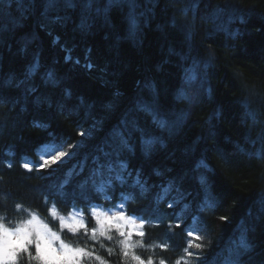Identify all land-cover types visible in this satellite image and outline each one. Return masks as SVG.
Wrapping results in <instances>:
<instances>
[{
    "label": "trees",
    "instance_id": "16d2710c",
    "mask_svg": "<svg viewBox=\"0 0 264 264\" xmlns=\"http://www.w3.org/2000/svg\"><path fill=\"white\" fill-rule=\"evenodd\" d=\"M0 228L11 264H264V0H0Z\"/></svg>",
    "mask_w": 264,
    "mask_h": 264
},
{
    "label": "rangeland",
    "instance_id": "374dc122",
    "mask_svg": "<svg viewBox=\"0 0 264 264\" xmlns=\"http://www.w3.org/2000/svg\"><path fill=\"white\" fill-rule=\"evenodd\" d=\"M44 162H58L60 158L58 155H52L50 157L42 158ZM93 215V220L96 223V229L103 232L111 230L113 228L122 229V231H130L132 233H139L140 224L137 221L125 219L120 214H103L98 216ZM68 226L70 228H77L82 226L81 219L78 216H73L70 221L68 220ZM39 220L33 221L32 233L36 237V241H39V254L51 262H57L63 258H69V253L66 250L61 253L59 250L62 245H54L58 242V238L55 235H50L48 230L46 231L41 225ZM44 225V224H42ZM45 227V226H44ZM48 232V233H47ZM28 232L22 231L18 233L5 232L0 228V264H11L14 262L15 249H21L27 242ZM60 247V248H59ZM59 251V252H58Z\"/></svg>",
    "mask_w": 264,
    "mask_h": 264
},
{
    "label": "bare ground",
    "instance_id": "6f19581e",
    "mask_svg": "<svg viewBox=\"0 0 264 264\" xmlns=\"http://www.w3.org/2000/svg\"><path fill=\"white\" fill-rule=\"evenodd\" d=\"M199 182L197 183V186H195V188H198V190L202 191L203 189H205V187L207 186V181H206V178L204 176H199ZM209 187V185H208ZM205 191V190H203ZM209 193V191L207 192Z\"/></svg>",
    "mask_w": 264,
    "mask_h": 264
}]
</instances>
